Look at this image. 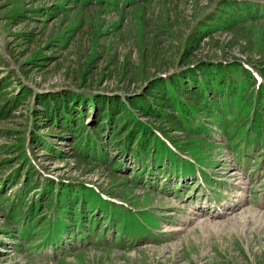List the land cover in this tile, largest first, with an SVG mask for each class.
I'll use <instances>...</instances> for the list:
<instances>
[{"label":"rangeland","instance_id":"1","mask_svg":"<svg viewBox=\"0 0 264 264\" xmlns=\"http://www.w3.org/2000/svg\"><path fill=\"white\" fill-rule=\"evenodd\" d=\"M250 119L264 127V0H0V264H264ZM188 161L200 174L170 171ZM47 178L113 203L116 231L11 237V204L22 218Z\"/></svg>","mask_w":264,"mask_h":264},{"label":"trees","instance_id":"2","mask_svg":"<svg viewBox=\"0 0 264 264\" xmlns=\"http://www.w3.org/2000/svg\"><path fill=\"white\" fill-rule=\"evenodd\" d=\"M219 96H221L219 98L221 104L226 96H224L223 94H220ZM66 107L67 106H64V111L62 112V114L65 113ZM237 116L238 113H236L231 108V106H226L222 108L221 112L217 115V119H215L218 123L217 127L221 130L220 133L223 134L227 142L229 140L231 144H234V142L236 141V135L234 133L226 131V126L232 123V121L236 124H239L240 119H237ZM109 119L110 114L107 115V118H105V120L100 121L98 125L102 127L103 125L107 124V120ZM244 121L246 120L244 119ZM252 123H257L258 126L256 128L257 130L251 132L250 119L248 125L249 135L246 139L248 141L247 143H252V141L259 137L260 139H264L263 122L257 119H252ZM72 132L74 133V150L79 158L83 160L95 159L101 162L104 161V159H102V152L100 150L95 151L94 147L90 149L93 158H90L88 156L87 149L89 148V145L94 143L93 140H83V138H81L77 134V131L72 130ZM129 138L130 140L125 141L122 146H120L119 144L118 147H120V152H123L126 146L128 145L129 141H131L132 138L130 136ZM81 141H86L88 142V144L84 142L83 145ZM237 142L240 141L238 140ZM142 150H145V148H142ZM147 153L148 151L145 152V154ZM129 155V157H132L133 160L137 159L139 161V159H141V166H138L139 171L135 173V177H138L146 169V157L140 158L139 155L136 153H129ZM159 165L160 162L158 166ZM198 168L200 167L188 161L186 165H182L181 167L177 165L176 167L171 168L170 171L175 172L176 174L182 171L184 172H181L182 174L188 175L194 174V172L197 171ZM43 181L44 184L40 186V189L38 191L34 189L35 191L33 192L36 193L35 198H37V201L35 202V198H32V200L28 204L27 211L24 212L22 218L21 211H16L14 209L17 208L15 204L12 203L10 208L8 209L7 221L16 224V227L14 229V231L16 232L14 234L10 233L8 229L5 230L6 233L14 235L11 237H15L16 240H28L30 236L33 237L32 239L36 237L38 238L39 242L42 243V245L45 242L48 245L58 248L60 247V244L58 246V243L61 242L59 240L62 239L64 235L69 232L79 231L83 234L86 233L85 235H89L92 231L99 233L101 231L99 228L105 229L106 227H110L112 228V230L116 231V228L114 226V220L107 211L108 208L113 207L115 205L111 202L104 201L101 195L98 194L93 188L86 187L84 184L65 185V183H57L52 180H49L48 178ZM26 192H24V194L20 193L22 194V204ZM99 201L100 203H98ZM116 237L117 233H114V238Z\"/></svg>","mask_w":264,"mask_h":264},{"label":"bare ground","instance_id":"3","mask_svg":"<svg viewBox=\"0 0 264 264\" xmlns=\"http://www.w3.org/2000/svg\"><path fill=\"white\" fill-rule=\"evenodd\" d=\"M214 214V213H213ZM213 216H215V215H213Z\"/></svg>","mask_w":264,"mask_h":264}]
</instances>
